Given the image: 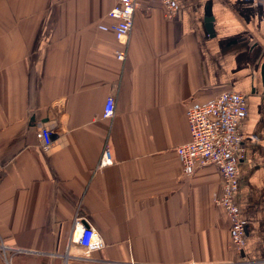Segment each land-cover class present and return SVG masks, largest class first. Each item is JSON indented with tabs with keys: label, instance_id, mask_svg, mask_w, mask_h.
<instances>
[{
	"label": "crops",
	"instance_id": "obj_1",
	"mask_svg": "<svg viewBox=\"0 0 264 264\" xmlns=\"http://www.w3.org/2000/svg\"><path fill=\"white\" fill-rule=\"evenodd\" d=\"M171 2L140 0L124 47L99 29L114 0H0V264H264V0ZM231 90L248 106L242 252L220 170L188 175L176 152L188 106ZM78 215L105 242L83 260Z\"/></svg>",
	"mask_w": 264,
	"mask_h": 264
},
{
	"label": "built area",
	"instance_id": "obj_2",
	"mask_svg": "<svg viewBox=\"0 0 264 264\" xmlns=\"http://www.w3.org/2000/svg\"><path fill=\"white\" fill-rule=\"evenodd\" d=\"M174 8L171 0H163ZM140 0H114V6L108 12L111 25L100 24L102 31H111L116 40L126 47L134 26V17ZM118 60L126 59L125 50L117 52ZM115 115V98L109 96L104 108V118ZM248 115L246 96L236 91H226L207 104L188 106L187 119L191 140L176 148V152L188 175L206 166H216L223 178V189L214 196L216 206L223 208L232 222V242L238 252L246 245V227L240 210L235 203L239 188L238 165L245 160L244 136L240 129L241 121ZM37 137L45 152L53 147V132L41 125ZM112 158L107 149L99 167L111 164ZM1 169V165H0ZM86 220L76 216L73 221L72 241L85 249L87 259L91 252L105 247L101 234L92 226L85 225ZM77 259H80L78 257Z\"/></svg>",
	"mask_w": 264,
	"mask_h": 264
},
{
	"label": "water",
	"instance_id": "obj_3",
	"mask_svg": "<svg viewBox=\"0 0 264 264\" xmlns=\"http://www.w3.org/2000/svg\"><path fill=\"white\" fill-rule=\"evenodd\" d=\"M207 21H208V23H209V20H208V19H207ZM207 27H208V31H209V32H212V30H213V28H212V24H211V23L207 24Z\"/></svg>",
	"mask_w": 264,
	"mask_h": 264
}]
</instances>
